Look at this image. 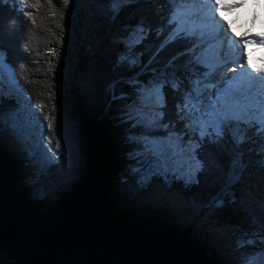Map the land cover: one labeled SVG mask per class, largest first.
I'll list each match as a JSON object with an SVG mask.
<instances>
[{"label": "trees", "instance_id": "16d2710c", "mask_svg": "<svg viewBox=\"0 0 264 264\" xmlns=\"http://www.w3.org/2000/svg\"><path fill=\"white\" fill-rule=\"evenodd\" d=\"M29 3L37 7L0 4V53L22 92L43 101L42 114L56 104L57 120L70 125L73 157L68 167L61 159L41 168L6 123L19 103L0 96V248L12 260L0 264H243L264 251L263 142L254 129L240 144L227 135L217 143L193 137L201 166L188 177L138 184L126 167L133 163L119 118L126 101L113 96L130 94L124 81L133 73L146 81L163 67L183 81L187 71L188 57L177 55L182 41L157 51L167 0H123L117 11L111 0ZM129 33L142 37L132 67L117 60ZM163 91L167 121L174 94Z\"/></svg>", "mask_w": 264, "mask_h": 264}, {"label": "snow or ice", "instance_id": "6c2138e0", "mask_svg": "<svg viewBox=\"0 0 264 264\" xmlns=\"http://www.w3.org/2000/svg\"><path fill=\"white\" fill-rule=\"evenodd\" d=\"M10 2L0 0V4ZM16 2L21 9L37 7L30 5L29 0ZM69 2L63 0L65 6ZM122 2L111 0L113 10L117 11ZM239 2L242 0H167L171 7L164 24L156 31L161 40L157 51L178 40L185 44L177 54L188 57L184 80L178 81L172 73L165 75L163 69L159 74L152 69L153 77L146 81L139 79V73H133L124 81L130 94L121 92L113 96V99L126 101L119 118L127 125L126 142L131 146L127 153L133 162L128 166L129 174L136 175L138 184L153 175H173L181 168L184 171L180 175L187 176L189 172L194 175L201 165L193 151L198 147L193 137L201 143L205 139L217 143L227 135L239 144L246 139L249 129L264 135V65L258 66L249 58L248 46L255 41L246 34H237L224 11L239 6ZM47 3L53 6V0H47ZM24 15L31 19L33 13L25 11ZM49 15L54 17L56 12L51 11ZM32 23H35L34 19ZM221 30L223 37L228 39V49H232L235 41L241 46L239 53L232 50L230 54L224 50ZM257 36L264 45V32ZM141 40L142 37L132 33L129 38L122 39L124 47L117 57L118 62L126 61L129 67L136 66L140 53L134 49ZM175 58L172 57L164 67H171ZM2 61L3 53H0V67H4ZM52 75L54 78L48 85L51 90L47 93L50 102L56 96L53 88L56 74L52 72ZM165 87L174 94L167 121H163ZM42 105L43 101L34 107L42 112ZM34 118L40 124L42 144L38 146L44 162L50 165L62 159L65 167L70 166L73 157L70 125L63 117L57 120L56 104L52 103L42 117ZM45 126L51 130V137L44 133ZM58 133L59 138H56ZM52 138H55L54 144ZM221 203L216 200L215 206ZM241 243L251 244L252 241ZM261 260H264V251L252 252L244 258L243 264H260Z\"/></svg>", "mask_w": 264, "mask_h": 264}, {"label": "rangeland", "instance_id": "374dc122", "mask_svg": "<svg viewBox=\"0 0 264 264\" xmlns=\"http://www.w3.org/2000/svg\"><path fill=\"white\" fill-rule=\"evenodd\" d=\"M230 1H232V0H230ZM242 2H244V0H242ZM240 4H241V2H240ZM252 10L253 11L255 10V12H254L255 19L251 22L252 16H250L248 24L255 25V24L259 23L258 21H260L261 19L264 18V0H253ZM253 11L251 13H253ZM221 31H223V30H221ZM186 60H187V58H186ZM2 64L4 65V67H0V96L4 95L7 97H14L17 100V102L19 103V109L16 112L11 113L6 117V123L8 126H10L12 128V130L16 133V135H18L24 141L29 152L35 157V160L40 165V167L45 168L49 164H46L44 162L42 150L38 146V145L42 144V140L40 139L41 129H40L39 121L35 120V118H34L35 116H41L42 117L43 114L41 111L35 109L34 106L36 103L31 101L29 99V97L22 92L17 81L15 80V78L13 76L12 70L4 63V61H2ZM184 68L187 70L186 64H184ZM162 69L164 70L165 75H166L167 74L166 69H164L163 67H162ZM157 74H159V73H157ZM176 79L178 80V77H176ZM43 131H44V133L48 134L51 137V134H50L49 130L46 128V126H45ZM259 137L261 138V141L263 142L262 143V146H263L264 145V135L259 134ZM247 139H248V137H247V133H246V139H244L242 142H244ZM52 143L53 144L55 143V140H53V138H52ZM258 152L261 153L260 155H262L261 163L264 165V150H263V148L260 147ZM126 167L129 169L128 166H126ZM183 171H184V169L181 168L177 173H175L173 175L165 174L162 176H165V177L175 176V177H179V178L188 177V175L187 176L180 175V173ZM121 175H123V176H121ZM119 176H121L122 179L125 178L124 174H120ZM230 176L232 178V181L236 180V178H237V175L236 174L234 175L232 172H231ZM2 259H3V261L10 262V258H8V257L5 258L3 256Z\"/></svg>", "mask_w": 264, "mask_h": 264}, {"label": "bare ground", "instance_id": "6f19581e", "mask_svg": "<svg viewBox=\"0 0 264 264\" xmlns=\"http://www.w3.org/2000/svg\"><path fill=\"white\" fill-rule=\"evenodd\" d=\"M228 2H234V0ZM253 0H244V2H239V6L233 7L231 9H224L228 20L232 23L237 34H246L248 37H255L257 40L260 38L257 36L258 33L264 32V18L258 21V24L251 25L248 24L250 16H252L251 22L255 19V10H252ZM253 11V13H251ZM221 37L224 40V50H228L232 54V50L236 53L240 52V45H237L235 41L232 42V49H228V39L223 37V31H221ZM249 58L255 64H259L258 59L264 58V49L252 48L248 50ZM264 65V64H263ZM122 174V173H121ZM123 176V175H121ZM5 258L6 255H3Z\"/></svg>", "mask_w": 264, "mask_h": 264}, {"label": "water", "instance_id": "95a60500", "mask_svg": "<svg viewBox=\"0 0 264 264\" xmlns=\"http://www.w3.org/2000/svg\"><path fill=\"white\" fill-rule=\"evenodd\" d=\"M3 255H6L8 258H10L9 253L7 251H5L4 249L0 248V258H3ZM3 260V259H2ZM11 258H10V262H11Z\"/></svg>", "mask_w": 264, "mask_h": 264}]
</instances>
